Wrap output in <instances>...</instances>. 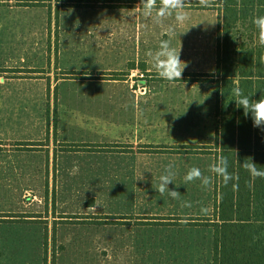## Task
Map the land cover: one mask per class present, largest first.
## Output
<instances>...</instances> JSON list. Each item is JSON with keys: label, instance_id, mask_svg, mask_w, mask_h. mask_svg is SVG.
Returning <instances> with one entry per match:
<instances>
[{"label": "rangeland", "instance_id": "rangeland-1", "mask_svg": "<svg viewBox=\"0 0 264 264\" xmlns=\"http://www.w3.org/2000/svg\"><path fill=\"white\" fill-rule=\"evenodd\" d=\"M187 1L189 5L186 3V6L191 7H185V11L190 18L183 24H178L174 15L161 23H155L152 18H146L143 14H138L137 17H133L135 20L132 19L133 21L128 23V18L119 11L115 12L118 16L113 19L98 17L96 20L89 14L86 15L90 17L86 15L72 17L69 21L63 16L59 17L55 27L59 35L57 67L62 65L64 71H76L75 76H85L83 70L125 69L128 60L140 57L147 64V69L155 72L147 52L157 50L162 39L170 38L172 46L177 51L181 49L180 58L186 63V67L181 80L160 81L174 85L180 92L193 93L191 97L181 94L182 97H186L182 99L181 111L197 109L194 116L200 113L197 117L199 132L197 134L193 131L189 135V132H185L186 126L183 125L182 138H186L185 144L192 143L193 147L194 145L205 147L204 144L213 142L211 132L215 128L216 84L214 81L203 79L202 82H194V75L210 74L215 70L218 15L211 9L193 8V1L199 0ZM92 11L95 10L90 9L88 12L92 13ZM100 11L103 12L104 9ZM137 22L140 23L138 27L141 29L139 37L131 35ZM29 27L32 30L30 33L36 35L26 36L29 35L26 32ZM43 28L42 22L32 13L24 14L17 11L16 15L9 16L0 9V80L11 77L17 72L11 69L21 67L50 69L48 57L41 55L46 42L40 35L44 31ZM170 31L171 36H169ZM106 32L119 35H115L108 43L104 39ZM90 33L96 35L91 36ZM19 34L25 35L18 36ZM123 35L130 36L124 39ZM21 42H24V46H29V50L35 56H24V49H19L23 48ZM109 48L117 49L118 56H103V52L109 51ZM61 57L63 59L60 60ZM130 64L126 68L129 75L132 73V68L139 66L137 67L139 70L132 77L134 80L144 78L147 82L150 81L149 85L156 81L149 80L151 76L145 69H141L140 63L137 66ZM95 75L94 73L91 76ZM64 76L56 77L63 81L58 87L51 88V92L48 90V93L46 84L41 87L36 82L0 83V144L2 142L0 146L7 148L6 154H0V162H5L6 165L4 169L3 165H0V264H212V229L205 225L201 226L203 228L149 227L148 230L128 226L131 223L123 226L103 222L100 225L106 226H94V220L99 218L97 215H132L137 212L143 213L140 212L142 210L151 214L193 215L201 218L211 215L214 194L213 173L209 171V167L214 164V157L202 153H193V155L183 153L181 157L176 155L175 158H171L169 155H164L158 156L159 158L152 156L149 161L144 160L142 174L152 183L145 184L148 186V194L140 199L93 200L86 192L74 190L77 188V183L84 182L86 178L109 177L111 172L116 173L114 168L97 167L98 161H101L98 158L100 156L90 154L91 150H84L86 144L89 146L114 144L98 143L100 140L109 141V138H113L110 130L106 135H102L106 130L98 128L95 130L99 135H88L91 132L80 126L78 122L68 121L67 109L76 106L72 100L77 99L71 92L85 86L90 88L89 85L92 84L86 83L91 81L86 79L91 78H69L67 74ZM54 91L58 104V119L57 114L52 112L48 114L50 117L48 119L44 104L49 103L50 107L52 106L50 103L54 104ZM44 99L46 100L43 103ZM170 106L164 103L155 104L153 113L161 111L167 113ZM38 109L45 111L44 116L38 112ZM165 116L171 117L169 114ZM184 117L182 120H188ZM53 122L54 140L59 138L58 141H63L53 148L56 162L51 168V177L55 179V186L60 189L54 190V199L51 201L40 202L28 191L21 200L19 195L25 188H31L34 194H44L47 184L44 180L45 169L38 165L44 156L46 158L49 155V152L44 149L43 156L26 149L27 145L16 149L14 140L33 138V141L40 142L41 138L46 141L48 138L46 135ZM58 124L62 127L59 137L55 136ZM149 133L159 136L156 138L161 142L164 141L161 137L170 135L163 129H154ZM89 140H95L97 143H88ZM7 155L9 158L6 157ZM155 159H161L157 164H165L164 167H156L152 162ZM169 159L180 160H176L174 164L175 183L169 185L171 190L179 191V199H173L167 193L161 196L155 189L166 164H169ZM190 160H193V163ZM194 166L200 168L205 176L212 178L210 186H202L200 180L185 184L184 176ZM117 171L119 176L123 177L130 174L133 169L125 168ZM13 188L17 190V194ZM185 201L190 202L191 207L182 208L181 203ZM34 203L37 204L36 208L43 212L39 216L35 215L38 221H33L35 219H31L32 215H30ZM50 206L53 211L51 210L48 215ZM202 209L206 210L202 211ZM14 216L19 217L21 221L14 220ZM24 217L27 219L25 220ZM172 218L175 220L170 218L167 221L176 224L181 222H179L180 217ZM191 218L186 220L193 222Z\"/></svg>", "mask_w": 264, "mask_h": 264}, {"label": "crops", "instance_id": "crops-1", "mask_svg": "<svg viewBox=\"0 0 264 264\" xmlns=\"http://www.w3.org/2000/svg\"><path fill=\"white\" fill-rule=\"evenodd\" d=\"M39 3L35 5H25L23 0H0V9L4 10L9 16L12 14L16 15V12L24 13V14H34L44 26L40 35H42L43 41H46L44 47L41 51V55L48 57V61L50 64V69L45 68H35V67H27V68H18V69H11V71H17L11 77H6L0 80V83H24L30 82L39 84L41 87L46 84L48 90L51 92V88L58 87L59 83L63 81L60 78L56 77H65L64 75L67 74V77L74 78V77H87L91 79V81H86L90 88H86V86L80 90H74L71 93L74 94L77 99H73L76 103V106H70L67 109L68 112V121L70 123H79L80 126L85 128L86 130L90 131L91 134L88 135H99L95 129H102L106 130L105 133L102 135H106L109 130L110 134L113 138H109V141L100 140L98 143H106L107 144H114L108 149L104 150H95L91 151L90 154L100 156L98 157L99 160L97 167H109L116 169V173L110 174L109 177H99L96 178H86L84 182L77 183V190L78 192H86L89 197L93 200H122V199H140L144 195L148 194V186L145 184H151V180L143 175V167L145 166L144 160L149 161V158L152 156H164L169 155L171 158H175L177 155H183V153L175 152L174 146L177 145H193L192 143L185 144V139L182 138V128L183 125L186 126L187 130L186 133L189 132V135L194 132H199L197 117L200 113L194 116V112L197 111H188L182 112L181 111V104L183 103L182 99L186 97H182V93L187 94V97L193 96V93L190 91L180 92L174 85H167L164 81H153L152 85H149L147 80L141 78L139 80H134L132 77L135 76V72L139 70L137 64L140 63L141 69H145V71L150 72L148 67H146V63L141 60V58L128 60L125 69L120 70H83L82 73L87 75L83 76H70L69 72H76V71H64L63 66L60 65L57 67V57L59 56L58 45H57V38L59 37L58 31L56 32L55 27L57 26V20L59 17H64L66 20H70L72 17H83L86 14L93 15V18L98 20L99 18H110L113 19L115 16H118L115 12L119 11L121 15L126 16L128 18L127 22L129 23L132 19L135 20L133 17H137L138 14H142V6L141 0H39ZM188 2V1H187ZM186 2V3H187ZM81 4V5H80ZM189 5V3H187ZM191 7V6H186ZM193 8H196L193 6ZM90 9H94L92 13L88 11ZM104 9L103 12L100 10ZM209 9V8H206ZM219 12L217 9H211ZM15 12V13H14ZM86 15L87 17H90ZM131 18V19H130ZM132 20V21H133ZM140 21V20H139ZM141 23H143L141 21ZM140 24V23H139ZM138 22L135 24L136 28L134 33L135 37H139L141 35V29L138 27ZM48 25V27H47ZM45 27L46 30H45ZM28 28L26 31L29 35L32 36L36 35L35 33H30L32 30ZM30 29V30H29ZM10 31V30H9ZM25 34H19L18 36H24ZM45 35V37L43 36ZM89 35L93 36L96 35L94 33H90ZM105 40L109 43L115 35H119L118 33L114 34L112 32H106ZM130 35H123L124 39L128 38ZM64 44V39L62 40ZM21 45L24 49L23 55L24 56H35L29 50V46L25 45L24 42H21ZM64 48V47H63ZM118 56L117 49L109 48V51L103 52V56ZM63 57L60 58V60ZM22 60H24L22 56ZM131 63V64H130ZM136 65L137 67L132 68L131 75L127 73V66L128 65ZM53 68V69H52ZM27 70V71H25ZM25 71V72H24ZM44 71V72H43ZM9 71H7L8 73ZM81 73V72H78ZM96 74L95 76H91L92 74ZM111 73H124L125 76L123 78H110L109 74ZM130 77V78H128ZM33 79V80H31ZM81 80V79H80ZM175 89V91H173ZM177 90V91H176ZM84 91V92H83ZM178 93V94H177ZM83 97L81 99L80 97ZM53 99L54 104L51 107L49 103L46 104L45 100H43L44 109L47 112V118L50 119L49 113L57 114L58 119V104L56 102V93L53 92ZM216 101L215 93H214V102ZM81 102V103H80ZM169 104V110L166 112L161 111L160 113H153V108L155 104ZM191 103V102H190ZM197 108V107H195ZM42 115L45 112L43 109L39 110ZM52 112V113H51ZM169 114L171 117L165 116ZM44 116V115H43ZM188 120H182L183 119ZM188 116V117H186ZM215 118V128L213 132H211V136L213 135L212 143L211 144H204L206 146H213L216 140V122L217 117L214 114ZM179 120L177 123L176 121ZM181 120V121H180ZM185 121V123H183ZM193 121V124H192ZM60 122V121H59ZM50 129L47 133V139L45 141L41 140L40 142L33 141V138H16L15 146L16 149H19V145L17 143H22L24 141L31 142L34 145L26 146V149H31L30 151H35L36 153L42 154L44 156V149L48 150L49 155L38 165L39 167H43L45 169V191L43 195L34 194L31 188H25L24 191L19 195L21 200L24 196L26 191L33 193V196L36 200H47L51 201L54 199L53 192L55 189L59 190L55 186V179L51 177V168L54 166V150L56 144L62 143L63 141L54 140V122L51 123ZM108 128V129H106ZM154 129H163L170 135L167 137H161L164 141L161 142L156 137L151 135L149 132ZM62 131L61 125L59 124L55 130V136L59 137L60 132ZM87 134V133H86ZM151 135V137H150ZM100 137V136H98ZM107 139V138H101ZM184 139V142H183ZM8 140V139H7ZM46 143V144H44ZM88 143H97L95 140H89ZM2 146V142L0 144ZM6 145V144H4ZM116 145V146H115ZM0 146V154L5 153L7 151L6 147ZM203 146V145H201ZM12 149V147H11ZM208 156H213L214 163H216V156L213 153H206ZM184 155H193V153L184 154ZM6 157L9 158V155ZM161 159H155L154 162L156 167H164L165 164L159 165ZM176 160L180 161L179 159H169V163L175 164ZM104 163H103V162ZM193 163V160H190ZM5 162H0V165H3V169L6 165ZM168 164H166L167 166ZM133 169V171L128 174L127 176L120 177L118 174V169ZM2 169V168H1ZM140 169V170H139ZM131 177V178H130ZM144 179H141V178ZM148 178V180H147ZM3 179H7V177H3ZM140 179V180H139ZM156 183H158L157 179ZM154 180V181H155ZM10 182V181H8ZM43 186L41 189L43 190ZM13 191L17 194V190L13 188ZM20 191V190H19ZM213 194L214 200L212 205V213L211 215L206 216V218H210L213 216L214 212V202H215V193H214V173H213ZM37 204L34 203V207L31 210V219H35L33 221H38L35 215H41L43 212L39 211L36 208ZM53 211V208L50 206L48 207L47 214L49 215L50 211ZM143 213H135L132 215H121L115 214L110 216H117V217H128L130 219L129 223H108V224H120L126 226H134L140 228H147L149 227H201L203 225H193L188 220L183 218H193V215H166V214H151L147 211H140ZM99 216L98 219L94 220V226H106L100 225L102 223V216L107 215H97ZM172 217H180L182 220H179V224L170 223L167 220L171 218V220H175ZM194 217H201V216H194ZM158 218L164 219V223L161 222ZM179 218V219H180ZM203 218V217H202ZM26 220L27 217H24ZM14 220L21 221L19 217L14 216ZM126 220V219H125ZM159 221V222H158ZM158 222V224H155ZM134 223V224H133ZM207 228H211L212 234V243L214 242V228L210 225H205ZM203 228V227H201ZM213 248V245H212Z\"/></svg>", "mask_w": 264, "mask_h": 264}, {"label": "trees", "instance_id": "trees-1", "mask_svg": "<svg viewBox=\"0 0 264 264\" xmlns=\"http://www.w3.org/2000/svg\"><path fill=\"white\" fill-rule=\"evenodd\" d=\"M39 2L23 0L25 5ZM193 6L219 12L215 70L210 74L194 75V82L203 79L216 84V140L213 146L177 145L175 152L213 153L216 161L226 157L228 171L238 180L225 185L222 178L214 174L213 216L193 217L190 223L214 228L212 264H264V178H253L242 167L246 158H252L256 167L264 170V129L253 126L251 116L246 117L243 109L237 107L232 92L238 86L244 95L254 100L264 98V43L254 23L256 18L264 16V0H215L209 1L207 6L193 1ZM148 73L149 80H162L156 72ZM69 75L73 76L74 72ZM124 76V73L109 74L110 78ZM17 144L19 147L34 145ZM86 145L83 149L91 151L111 147ZM234 184L237 186L233 187ZM127 218L107 215L102 216V223H129L131 218Z\"/></svg>", "mask_w": 264, "mask_h": 264}, {"label": "clouds", "instance_id": "clouds-1", "mask_svg": "<svg viewBox=\"0 0 264 264\" xmlns=\"http://www.w3.org/2000/svg\"><path fill=\"white\" fill-rule=\"evenodd\" d=\"M187 0H141L142 14L146 18H152L155 23H161L163 20L175 16V20L178 24H183L190 17L185 11ZM201 5L207 6L209 0H199ZM260 33L261 43H264V16L258 17L254 20ZM171 36V31L169 32ZM181 49L177 51L172 46L171 39H162L159 42L158 49L155 51H148L147 56L151 61V65L156 74L164 80L175 81L181 80L182 73L185 70L186 63L181 60ZM234 100L238 108H242L244 115L251 116L253 120V126L264 129V98L254 100L251 96L244 95L243 91L237 86L233 90ZM242 167L250 173L253 178H264V170L258 169L256 163L251 158H246L242 163ZM175 165L169 163L164 173L159 177V184L155 189L163 196L167 193L173 199H179L180 193L176 190H171L169 185L175 183ZM209 171L214 173L217 177L222 178L223 183L227 185L230 181L238 180V177L228 171V160L226 157H220L216 163L210 165ZM141 179H144L143 177ZM140 180V179H139ZM200 180L202 186L208 187L212 183V178L205 176L201 169L198 167H192L188 170L184 176V182H192ZM237 185H233L236 187ZM179 187V185H177ZM181 207H191L190 202H182ZM206 209H202L205 211Z\"/></svg>", "mask_w": 264, "mask_h": 264}, {"label": "built area", "instance_id": "built-area-1", "mask_svg": "<svg viewBox=\"0 0 264 264\" xmlns=\"http://www.w3.org/2000/svg\"><path fill=\"white\" fill-rule=\"evenodd\" d=\"M138 71V70H137ZM141 76H142V74H141Z\"/></svg>", "mask_w": 264, "mask_h": 264}]
</instances>
